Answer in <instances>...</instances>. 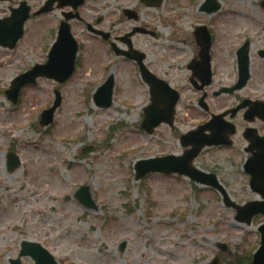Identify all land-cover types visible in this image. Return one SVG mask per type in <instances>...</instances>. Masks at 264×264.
Returning <instances> with one entry per match:
<instances>
[{
	"label": "rangeland",
	"instance_id": "obj_1",
	"mask_svg": "<svg viewBox=\"0 0 264 264\" xmlns=\"http://www.w3.org/2000/svg\"><path fill=\"white\" fill-rule=\"evenodd\" d=\"M203 1L165 0L149 10L137 6V0L128 4L140 9L139 22L155 32V37H135L134 46L145 52L151 70L181 94L174 129L165 124L151 134L142 130L149 87L130 61L105 56L91 41L85 42L71 79L58 84L39 78L33 86L22 87L18 103L11 104L5 89L15 76L43 63L53 34L43 32L48 29L44 19H30L13 50L0 47V264L17 258L22 240L41 244L59 264H209L216 256L218 264H246L253 255L260 242L261 215L250 224L240 223L234 219L236 210L226 207L214 189L180 176L156 173L135 179L137 161L182 154L179 135L206 118L197 105L201 93L188 82L187 65L199 50L192 33L196 24L207 25L216 37L214 83L206 90L210 112L229 107L237 97L264 99V59L257 56L264 48L261 0H217L220 9L211 15L200 11ZM15 2L0 0V13ZM120 5L102 0L85 8L116 10V18ZM239 17L251 22L231 28ZM133 25L120 23L121 33ZM247 39L249 85L236 94L213 97L218 87L236 80L235 51ZM109 75L114 77L113 102L110 108H97L91 96ZM55 90L61 104L54 121L42 128L38 117L55 100ZM233 144L203 150L194 165L215 173L236 204L260 200L243 171L246 144L240 135ZM87 146L90 151L83 153ZM10 148L20 159L13 171L7 166ZM81 185L89 187L95 209L75 199ZM21 262L33 264L28 258Z\"/></svg>",
	"mask_w": 264,
	"mask_h": 264
},
{
	"label": "water",
	"instance_id": "obj_2",
	"mask_svg": "<svg viewBox=\"0 0 264 264\" xmlns=\"http://www.w3.org/2000/svg\"><path fill=\"white\" fill-rule=\"evenodd\" d=\"M158 4L159 0L155 2H147V4ZM264 5V3H263ZM219 7V4L216 3V0H206L203 4V8L207 12H214ZM27 13L19 20L18 29L14 37L10 39L2 38L5 36H0V43L7 47H14V43L21 36L23 21L26 19ZM11 20V18H9ZM8 20L3 21L7 23ZM206 27L197 28L195 36L197 38V43L200 44L203 48V59L206 58L209 46L208 34H205V39L202 40L198 37L199 33L204 31ZM2 32V26L0 23V33ZM59 39L54 43L51 51L48 54V60L43 65H35L32 70L22 73L18 77L14 78L11 82V87L7 90L6 96L10 101L16 102L19 95L20 88L26 83L33 84L36 80V77L45 76L48 78L56 79L59 82H64L65 79L71 75L74 69V60H75V51L76 43L71 39L70 33H68V28L65 27L63 31H60ZM69 42L70 45L66 43ZM246 46V45H245ZM132 57V55H129ZM128 56V57H129ZM240 68L241 82L238 83L237 88L242 86L246 82L248 76V58L246 57V51L239 50L238 52ZM139 61V58H137ZM142 77L146 83L150 86L151 94V103L144 109V119L141 124V127H144L145 130L151 133L157 125L160 123H167L169 126L172 125L173 113L175 108V102L178 98V93L175 90H172L167 83L160 81L153 74L146 72L144 69L140 70ZM113 89V77L110 76L108 79L98 88L97 93L93 96L95 104L97 106L108 107L111 104V93ZM56 101L52 107L46 109L40 117L41 125L46 126L52 122L53 113L56 110L57 105L60 102L58 93H56ZM205 127H200L197 131L188 133L186 136L182 137L181 141L184 146L188 144L193 146L191 149L187 150L183 155L174 157L172 155H166V157H155V159H145V161L138 162L136 165L137 175L136 178L144 176L148 172H164V173H180L190 177L191 179L197 181L198 183H203L208 186L216 188L221 195L223 196L224 203L228 207L237 209V215L235 216L236 220L241 222L250 223L251 218L255 214L261 213L264 215V201H255L252 203L246 204L244 207H238L228 199L227 194L219 185L217 178L213 174H206L201 170H197L191 166V162L198 155V152L204 145H220L230 144L225 142V140L216 138L214 135L208 137L202 134ZM230 133H233V130H230ZM222 137V136H220ZM264 142V140H263ZM19 164L18 157L12 153L8 156V166L9 170L12 171ZM245 171L251 176L249 185L252 190L257 191L261 197L264 198V153L263 155H254L245 162ZM88 187H81L79 192L82 190L85 193H77V198L80 203L85 205L86 208H93L95 205L91 201V194L88 192ZM258 230L260 231V241L261 244L257 249L256 253L253 256L251 261L252 264H264V224H262ZM225 248H222L224 251ZM20 256H31L35 264H56L54 258L50 253L45 250L41 245L35 242H23L21 245ZM218 258H215L211 264H217ZM11 264H21L19 260L10 261Z\"/></svg>",
	"mask_w": 264,
	"mask_h": 264
},
{
	"label": "flooded vegetation",
	"instance_id": "obj_3",
	"mask_svg": "<svg viewBox=\"0 0 264 264\" xmlns=\"http://www.w3.org/2000/svg\"><path fill=\"white\" fill-rule=\"evenodd\" d=\"M10 1L12 0H9V2ZM23 1L25 0H16L14 8L18 7V5L21 4L20 2ZM97 1L102 0H83L80 5L71 4L67 0H36L35 2H27L30 3L29 5L33 16L44 18L47 25L52 23L51 27L54 39L57 36L59 25L66 22L69 25L70 33H72V36L78 43V48L81 50L84 49L86 41H91L96 43V45L102 49L105 56L109 54L115 55L116 52L121 51L120 48H125L127 46V40H130L134 46L135 42L133 39L135 37L139 35L148 37L154 36V31L152 29H148L147 26L142 25L139 22L141 20L140 9L136 8L135 4L138 6V3H141V8L146 10L154 9L156 7L147 6L143 0H137V3L132 5H128L130 0H117L121 1L123 5L116 8L120 10L118 14H116L117 17L114 18L116 10L103 9L102 11H98L95 8L86 10L85 7L89 3L92 6V4ZM47 3H49L48 10L42 11L38 15L37 12ZM11 8L12 6H8L6 13L1 12L0 18L7 16V13ZM127 20L131 22L133 21L135 25H133L127 32L121 33L119 24ZM146 57L147 55H144L143 62L146 61ZM194 59L195 56L192 60L194 61ZM190 63L187 67L190 66ZM148 68L151 70L150 66H148ZM246 100H249L250 104L253 101H261L262 98L255 97L254 95ZM240 113L232 119V122L236 125L238 131L248 127V125L240 126L236 123ZM249 127L254 128L256 131L255 133L259 136L264 135V121H260L257 117L251 121Z\"/></svg>",
	"mask_w": 264,
	"mask_h": 264
},
{
	"label": "bare ground",
	"instance_id": "obj_4",
	"mask_svg": "<svg viewBox=\"0 0 264 264\" xmlns=\"http://www.w3.org/2000/svg\"><path fill=\"white\" fill-rule=\"evenodd\" d=\"M247 22H248L247 18H245V17H239V21H236L235 24H232L231 25V28H236V27L241 28L243 26H247L246 25ZM180 50H181V52L183 54L184 50H182V49H180Z\"/></svg>",
	"mask_w": 264,
	"mask_h": 264
}]
</instances>
